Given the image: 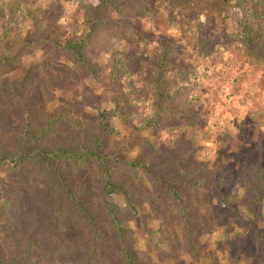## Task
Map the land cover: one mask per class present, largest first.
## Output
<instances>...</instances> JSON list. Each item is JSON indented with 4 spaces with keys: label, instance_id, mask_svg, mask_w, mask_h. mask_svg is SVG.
Returning a JSON list of instances; mask_svg holds the SVG:
<instances>
[{
    "label": "rangeland",
    "instance_id": "obj_1",
    "mask_svg": "<svg viewBox=\"0 0 264 264\" xmlns=\"http://www.w3.org/2000/svg\"><path fill=\"white\" fill-rule=\"evenodd\" d=\"M23 3L27 15L7 43L19 66L6 77L20 79L38 65L50 109L65 108L84 122H106L111 130L107 153L133 165H116L117 182L126 188L124 194L117 188L108 200L121 212L133 259L142 264H264V57L249 62L248 51L233 38L241 11L219 0ZM79 38H86L102 73L66 79L55 88L47 75L64 70L65 63L57 48ZM137 60L132 97L141 104L133 109L138 114L149 102L151 71L159 60L169 64L162 75L164 94L152 102L151 112L146 110L150 124L140 129L116 107L113 79V65ZM77 133L85 134L79 128ZM93 174L78 175L91 184ZM0 179L14 188L18 203L20 197L32 203L31 210L16 205L24 216L12 226L3 223L0 209V244L13 249L9 255H26L25 247L37 239L51 253L46 264H123L102 237L90 246L91 232L69 216L66 197L35 195L45 182L38 173L8 178L0 168ZM162 182L173 185L181 204L161 188ZM126 197L137 214L127 210ZM74 198L79 204L81 193ZM34 255L22 263L43 253L37 249Z\"/></svg>",
    "mask_w": 264,
    "mask_h": 264
},
{
    "label": "trees",
    "instance_id": "obj_2",
    "mask_svg": "<svg viewBox=\"0 0 264 264\" xmlns=\"http://www.w3.org/2000/svg\"><path fill=\"white\" fill-rule=\"evenodd\" d=\"M24 1L0 0V168L8 178H12L14 173L28 170L38 173L45 182L37 187L35 195L41 199L47 195L66 197L64 208L69 216L83 221L91 232L93 240L90 246L94 247V240L102 237L107 246L117 249L123 264H142L135 261L126 248L128 231L121 226V212L108 201L117 188H121L122 192L126 188L125 183L117 182L118 177L114 172L116 165L119 164L118 168L133 165L123 160L115 161L107 153L105 143L111 130L106 122H84L69 116L65 108L50 109L43 100L42 69L38 65L27 68L20 79L9 80L6 77V73L19 66L18 55L9 50L7 43L10 35L20 30L21 20L27 15ZM219 1L223 6L241 11L239 30L233 38H237L246 48L249 62L260 63L264 57V0ZM85 40H66L57 48L56 52L63 55L65 63L64 70L47 75L49 83L55 88H61L60 83L66 79L85 80L101 75L98 63L89 55V44ZM158 62L159 65L151 71L153 79L148 87L151 94L148 95L149 102L144 105L141 114L133 110L139 109L141 104L135 103L132 97L135 92L132 77L137 73L132 68L139 66L140 60L135 64L127 63L125 67L118 63L113 65V79L118 93L115 97L116 107L125 109L138 129L149 126L146 110L151 112L152 102L164 94L162 75L169 64L164 60ZM130 109L133 111L130 112ZM155 121L156 118L152 123ZM78 128L84 130L85 134H78ZM87 170L94 173L91 184L84 182L85 176L78 175H84ZM159 185L170 192L174 203L181 204L179 194L172 189L171 183L162 182ZM13 191L10 184L0 179L1 217L6 226H12L17 217L24 216L16 205L26 206L28 210L32 208L29 198L20 197L18 203L12 195ZM76 193H81L79 204L75 203ZM126 203L127 210L135 214L137 209L135 211L130 198L126 197ZM37 229L39 224L35 227ZM260 233L264 243V232ZM42 246L36 239L34 244L25 247L26 255L18 257L9 255L13 249L0 244V264H46L51 253ZM37 249L43 253L41 257L31 263L29 260L22 263L26 258H36L34 254Z\"/></svg>",
    "mask_w": 264,
    "mask_h": 264
}]
</instances>
